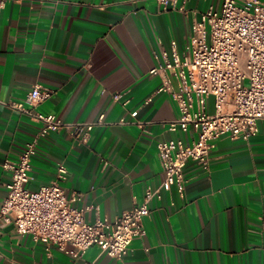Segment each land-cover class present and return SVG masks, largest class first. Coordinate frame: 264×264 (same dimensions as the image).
Listing matches in <instances>:
<instances>
[{
  "label": "crops",
  "instance_id": "obj_1",
  "mask_svg": "<svg viewBox=\"0 0 264 264\" xmlns=\"http://www.w3.org/2000/svg\"><path fill=\"white\" fill-rule=\"evenodd\" d=\"M264 2V1H262ZM222 0H177L163 10L156 0H4L0 15V208L16 161L40 124L13 110L32 86L54 94L36 112L67 123H94L86 145L64 132L40 140L31 158L30 181L38 189L67 169L61 183L78 207H91L87 223L113 221L140 206L147 189L164 179L158 143L191 139L162 125L177 118L176 104L158 92L178 83L172 71H150L189 45L191 26ZM120 93L119 102L112 95ZM147 99L150 101L147 103ZM212 112L213 99L208 98ZM136 111L137 116L130 114ZM124 121V123H120ZM138 122V125L134 124ZM247 141L214 140L209 169L187 162L183 198L174 187L149 205L145 235L118 261L90 247L82 259L46 251L0 220V264H264V120Z\"/></svg>",
  "mask_w": 264,
  "mask_h": 264
},
{
  "label": "built area",
  "instance_id": "obj_2",
  "mask_svg": "<svg viewBox=\"0 0 264 264\" xmlns=\"http://www.w3.org/2000/svg\"><path fill=\"white\" fill-rule=\"evenodd\" d=\"M163 9H174L177 0H156ZM4 0H0V15ZM191 39L183 51H173L171 60L150 71H172L178 89L163 82L158 92L168 94L176 104L178 116L162 125L168 131L190 132L188 142L164 141L156 154L164 179L154 190L145 191L143 202L117 216L113 221L87 223L84 214L91 207H78L80 197H67L61 183L67 178L64 164H56L54 180L38 189L29 183L31 158L37 143L50 134L64 132L77 145H86L95 126H103V116L94 123H67L54 115H42L36 107L54 91L34 85L23 103L9 106L40 124L16 161L5 160L1 167L10 174L6 195L0 208V220L14 227L19 236H30L70 259H82L97 246L105 256L120 261L130 243L145 235L143 219L150 215L149 205L160 201L165 192L175 188L183 198V170L192 161L202 170L209 169L212 142L226 136L231 140H249L258 133L257 122L264 120V2L261 0H222L218 9H208L191 26ZM122 94L112 95L119 102ZM213 99L212 112L207 104ZM150 99H147V103ZM137 116L136 111L130 114ZM120 123H124L121 121ZM138 125V122H134ZM83 264H93L83 262Z\"/></svg>",
  "mask_w": 264,
  "mask_h": 264
},
{
  "label": "rangeland",
  "instance_id": "obj_3",
  "mask_svg": "<svg viewBox=\"0 0 264 264\" xmlns=\"http://www.w3.org/2000/svg\"><path fill=\"white\" fill-rule=\"evenodd\" d=\"M261 1H264V0H261Z\"/></svg>",
  "mask_w": 264,
  "mask_h": 264
}]
</instances>
